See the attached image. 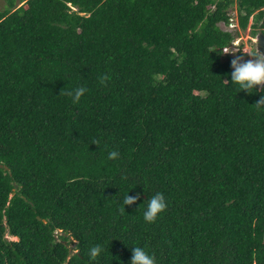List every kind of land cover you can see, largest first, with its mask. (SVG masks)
<instances>
[{"label":"trees","instance_id":"obj_1","mask_svg":"<svg viewBox=\"0 0 264 264\" xmlns=\"http://www.w3.org/2000/svg\"><path fill=\"white\" fill-rule=\"evenodd\" d=\"M235 4L243 32L251 18L264 32V0L0 12V264H131L133 247L156 264H264V92L231 83ZM157 193L168 206L148 223Z\"/></svg>","mask_w":264,"mask_h":264},{"label":"clouds","instance_id":"obj_2","mask_svg":"<svg viewBox=\"0 0 264 264\" xmlns=\"http://www.w3.org/2000/svg\"><path fill=\"white\" fill-rule=\"evenodd\" d=\"M225 54L229 53L227 49L224 50ZM252 59L244 60L243 56H235L231 61L233 71L231 72V83L239 85L241 91L251 93L253 89L255 91L264 92V53L259 48L255 51H246ZM109 77L103 75L100 77V82L105 83ZM87 92L85 87H78L67 95L72 97L74 104L79 103L81 98ZM61 94V93H60ZM257 109H264V96H261L255 104ZM99 140L94 141V144L99 145ZM119 153L115 150L109 153V159H117ZM137 202V197L127 195L121 206V211H125L124 206L133 205ZM167 202L162 193H157L147 201V210L144 212V220L148 223H155L157 217L167 209ZM103 249L101 245H95L90 248L89 256L92 260H96L100 256ZM131 264H156L154 255H150L142 247L132 248Z\"/></svg>","mask_w":264,"mask_h":264},{"label":"built area","instance_id":"obj_3","mask_svg":"<svg viewBox=\"0 0 264 264\" xmlns=\"http://www.w3.org/2000/svg\"><path fill=\"white\" fill-rule=\"evenodd\" d=\"M233 1L236 2L237 0H233ZM223 28L225 30L234 32L235 34L237 33L239 34L235 36V39L233 40L231 45L223 49L224 55L235 57V56H238L239 51H241L243 54H246L243 52V50L251 51L252 49L250 47V44L252 43L255 46L256 37L252 36L251 34V26H249L247 30L245 31L246 32L245 36H244L245 32H243L240 28L236 4L233 5L232 7V17L230 19L228 26H223ZM225 49H227L229 53L225 54L224 52Z\"/></svg>","mask_w":264,"mask_h":264},{"label":"rangeland","instance_id":"obj_4","mask_svg":"<svg viewBox=\"0 0 264 264\" xmlns=\"http://www.w3.org/2000/svg\"><path fill=\"white\" fill-rule=\"evenodd\" d=\"M12 0H0V12H3L6 8H8L9 6H10V2H11ZM19 3H20V0H15V4L16 5H19ZM252 24H253V18H251L250 19V23H249V26H252ZM248 26V27H249ZM246 35V32H245V34H244V36ZM250 47H251V49L253 50V49H255L256 50V48H255V46H252V44H250ZM239 56V55H238ZM244 58V57H243ZM251 59V58H250ZM244 60H246L245 58H244ZM75 243H72L71 244V248L73 249V253L74 252H76L75 251Z\"/></svg>","mask_w":264,"mask_h":264},{"label":"water","instance_id":"obj_5","mask_svg":"<svg viewBox=\"0 0 264 264\" xmlns=\"http://www.w3.org/2000/svg\"><path fill=\"white\" fill-rule=\"evenodd\" d=\"M262 24H264V17L262 20ZM255 48L256 50L259 48V50L264 53V32H260L257 36H256V41H255ZM0 169H5L8 170V167L4 166L3 164H0ZM15 188H17V186L15 185ZM39 220H42L40 217H38Z\"/></svg>","mask_w":264,"mask_h":264}]
</instances>
